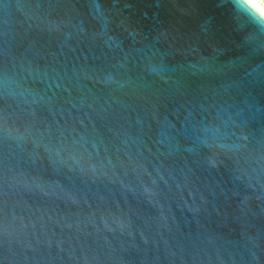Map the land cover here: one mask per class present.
I'll list each match as a JSON object with an SVG mask.
<instances>
[{"label":"water","instance_id":"1","mask_svg":"<svg viewBox=\"0 0 264 264\" xmlns=\"http://www.w3.org/2000/svg\"><path fill=\"white\" fill-rule=\"evenodd\" d=\"M0 264H264V17L0 0Z\"/></svg>","mask_w":264,"mask_h":264},{"label":"clouds","instance_id":"2","mask_svg":"<svg viewBox=\"0 0 264 264\" xmlns=\"http://www.w3.org/2000/svg\"><path fill=\"white\" fill-rule=\"evenodd\" d=\"M249 10H254L257 12L261 17H264V0H246Z\"/></svg>","mask_w":264,"mask_h":264},{"label":"snow or ice","instance_id":"3","mask_svg":"<svg viewBox=\"0 0 264 264\" xmlns=\"http://www.w3.org/2000/svg\"><path fill=\"white\" fill-rule=\"evenodd\" d=\"M236 2L241 8H246L248 6L246 0H236ZM262 11H264V9H262Z\"/></svg>","mask_w":264,"mask_h":264}]
</instances>
